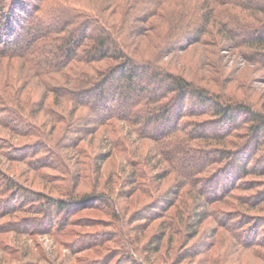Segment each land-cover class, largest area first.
<instances>
[{
  "label": "rangeland",
  "instance_id": "rangeland-1",
  "mask_svg": "<svg viewBox=\"0 0 264 264\" xmlns=\"http://www.w3.org/2000/svg\"><path fill=\"white\" fill-rule=\"evenodd\" d=\"M41 10H47V2ZM174 22L167 16L162 30ZM211 39L171 53L176 43L159 39L169 47L159 62L221 99L249 104L264 115V58L254 49L215 46ZM147 82L145 77L140 86L154 92L157 82ZM2 83L8 101L24 83L18 89L22 106H14L30 122L0 124V264H264V131L259 140L251 136L244 115L230 127L209 114L182 117L184 134L168 139L178 148L175 159L182 162L177 165L162 159L159 145L141 138L127 122L85 124L87 108L52 100L20 61H0ZM43 93L45 108L37 105ZM114 99L112 109L119 111L123 100ZM30 101L36 104L27 106ZM199 124L209 127L207 136L190 138ZM225 152L244 161L231 164V158H222ZM202 162L212 164L195 173ZM224 168L228 172L219 177ZM185 176L196 183L183 185ZM207 177L212 180L203 185ZM201 192L218 198L206 203ZM50 199L72 204L54 220L37 214ZM10 209L15 211L4 214ZM37 217L43 221L31 226L29 220Z\"/></svg>",
  "mask_w": 264,
  "mask_h": 264
},
{
  "label": "trees",
  "instance_id": "trees-1",
  "mask_svg": "<svg viewBox=\"0 0 264 264\" xmlns=\"http://www.w3.org/2000/svg\"><path fill=\"white\" fill-rule=\"evenodd\" d=\"M34 1L0 0V61H20L28 75L48 94L52 93V100L59 97L76 108H87L85 124L101 127L111 119L127 122L141 138L159 145L158 154L162 159L176 160L177 165L182 162L175 159L178 148L168 139L184 134L182 117L209 114L230 127L244 115L251 124L250 135L259 140V132L264 131L262 113L253 111L249 104L221 99L209 88L187 78L183 71L165 68L159 61L169 47L166 43L159 45L157 40L174 41L176 46H171V53L192 43H203L207 36L215 46L224 42L238 51L254 49V53L264 58V0H88L86 3L36 0L37 4ZM45 2L47 10L42 11ZM166 8L169 11L164 14ZM176 11L179 12L176 14ZM185 13L186 18L182 19ZM167 16H172L175 24L163 31L161 25ZM153 19H162V22L149 24ZM247 52L243 53L249 57ZM145 77L149 86L157 82L154 92L148 93L140 86ZM50 80L56 83H49ZM23 84L20 83L19 90L24 89ZM18 89L15 90L18 96L13 92L10 96L13 101H8L4 83L0 85V114L5 113L3 119L0 117V124L5 128L30 122L14 106H22ZM116 97H121L124 104L119 111H114L111 105ZM47 102L48 96L43 93L37 105L45 108ZM26 104L32 107L36 102ZM199 125L190 138L207 136L205 130L209 127ZM222 154L223 159L231 158V164L244 161L240 155L232 159L234 153ZM211 164L202 162L194 172H205ZM222 172L219 177L228 172L227 168ZM211 178H204L202 184L208 185ZM183 180V185L196 183L190 176ZM17 191L24 195L21 189ZM201 195L206 203L218 198L214 193L201 192ZM48 202L49 205L38 206L36 213L51 216L53 220L72 204L62 199ZM11 210H5L4 214L15 211ZM40 218L29 220L31 226L42 222ZM50 224L55 227L52 221ZM26 230L22 234H28L29 228Z\"/></svg>",
  "mask_w": 264,
  "mask_h": 264
}]
</instances>
